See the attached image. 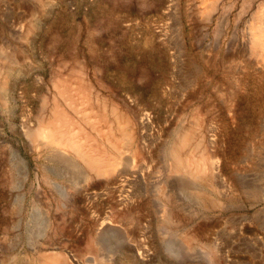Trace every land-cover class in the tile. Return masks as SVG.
<instances>
[{
	"label": "rangeland",
	"instance_id": "374dc122",
	"mask_svg": "<svg viewBox=\"0 0 264 264\" xmlns=\"http://www.w3.org/2000/svg\"><path fill=\"white\" fill-rule=\"evenodd\" d=\"M54 256L264 264V0H0V264Z\"/></svg>",
	"mask_w": 264,
	"mask_h": 264
},
{
	"label": "bare ground",
	"instance_id": "6f19581e",
	"mask_svg": "<svg viewBox=\"0 0 264 264\" xmlns=\"http://www.w3.org/2000/svg\"><path fill=\"white\" fill-rule=\"evenodd\" d=\"M123 124H124V126L122 127V134H124L126 136V139L129 143L134 142L135 137H136V135H135L136 134V128H135L134 124L131 123L130 120L124 121ZM36 133L42 139H44L47 142L59 143L58 145L66 144L68 146H73V148L79 153L80 156H82V158L85 160V162L93 170L103 171L107 168V165L105 164L102 157H100L99 155H93L87 147L79 146L78 143H75L72 140H65L62 137V134L57 129V126L52 125L51 122L42 123L41 127L38 130H36ZM185 139H187V138L184 137L182 139L180 145H183ZM174 160H175L174 165H176V167L188 168L192 171H199V170H201V168H205L204 161L201 158L197 162L191 163L189 161L186 153H181L179 151H178V153L177 152L174 153ZM212 164H213V162L211 163V165ZM165 217H167V215H165ZM186 239L189 243H194L196 240L193 237V235L187 236ZM40 264H67V262L65 260H60L58 256H54V257H48L45 259H41Z\"/></svg>",
	"mask_w": 264,
	"mask_h": 264
}]
</instances>
